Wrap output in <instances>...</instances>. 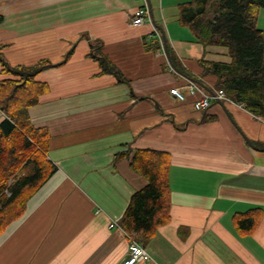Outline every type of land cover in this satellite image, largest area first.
I'll use <instances>...</instances> for the list:
<instances>
[{"label": "crops", "instance_id": "crops-1", "mask_svg": "<svg viewBox=\"0 0 264 264\" xmlns=\"http://www.w3.org/2000/svg\"><path fill=\"white\" fill-rule=\"evenodd\" d=\"M149 1L154 25L134 27L140 0H0L4 59L61 64L40 74L49 91L30 110L56 172L0 236V264H123L122 220L147 184L130 165L140 150L170 156L171 220L151 240L135 237L150 256L138 264H264V119L227 103L198 111L193 97L170 95L188 80L218 90L201 62H230L229 53L179 24L190 0ZM154 27L186 75L155 49ZM97 43L126 81L103 73L91 57ZM255 209L256 230L240 234L235 216Z\"/></svg>", "mask_w": 264, "mask_h": 264}, {"label": "trees", "instance_id": "trees-1", "mask_svg": "<svg viewBox=\"0 0 264 264\" xmlns=\"http://www.w3.org/2000/svg\"><path fill=\"white\" fill-rule=\"evenodd\" d=\"M262 10L264 0H190L179 6L178 22L204 47L228 50L230 62L202 61L204 74L217 77L218 89L264 119V30L258 26ZM3 21L0 15V24ZM154 40L158 50V40ZM5 47L0 41V236L23 218L30 200L56 172L47 151L49 134L33 126L30 110L49 91V86L38 80L40 74L61 66L47 60L35 66H12L2 55ZM91 47V57L100 63L103 73L126 81L104 54L102 43ZM167 51L174 68L186 75L169 46ZM130 165L147 184L133 196L122 227L127 234L148 241L171 220L170 156L140 150ZM260 218L261 210L255 209L236 215L234 225L240 234L250 235Z\"/></svg>", "mask_w": 264, "mask_h": 264}, {"label": "built area", "instance_id": "built-area-1", "mask_svg": "<svg viewBox=\"0 0 264 264\" xmlns=\"http://www.w3.org/2000/svg\"><path fill=\"white\" fill-rule=\"evenodd\" d=\"M140 1L143 2V6L132 18L131 25L134 27H142L146 24V22L154 25L151 9L149 6V0ZM153 34L158 40L160 55L166 57L169 60L166 38L156 27H154ZM170 67L172 71H175L171 64ZM170 95L179 102H185L189 97H193L195 99V108L198 111H206L212 106L213 103L218 102L238 105L228 97L225 91L218 89L214 90L213 92H206L194 80H188L183 86L172 88L170 90ZM239 106L242 107L241 105ZM128 237L130 238V254L124 260L123 264H138L141 261L149 259L150 256L146 248L140 242H138L134 236L128 235Z\"/></svg>", "mask_w": 264, "mask_h": 264}, {"label": "rangeland", "instance_id": "rangeland-1", "mask_svg": "<svg viewBox=\"0 0 264 264\" xmlns=\"http://www.w3.org/2000/svg\"><path fill=\"white\" fill-rule=\"evenodd\" d=\"M258 26L260 29L264 30V10H262L260 14V20H259Z\"/></svg>", "mask_w": 264, "mask_h": 264}, {"label": "water", "instance_id": "water-1", "mask_svg": "<svg viewBox=\"0 0 264 264\" xmlns=\"http://www.w3.org/2000/svg\"><path fill=\"white\" fill-rule=\"evenodd\" d=\"M150 8H151V5H150ZM160 31L163 33V30H162V29H160ZM200 86H201V84H200ZM201 87H202V86H201ZM207 91H209V92H213L212 90H207ZM218 103H219L221 106L225 107V104H224L223 102H218ZM246 140H247V142H248L251 146H253L249 139H246ZM254 148H256V147L254 146Z\"/></svg>", "mask_w": 264, "mask_h": 264}]
</instances>
